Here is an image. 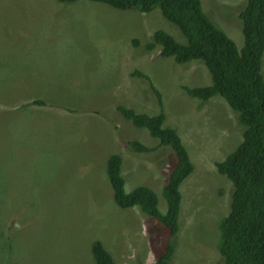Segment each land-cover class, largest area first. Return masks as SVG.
Here are the masks:
<instances>
[{
  "label": "rangeland",
  "instance_id": "rangeland-1",
  "mask_svg": "<svg viewBox=\"0 0 264 264\" xmlns=\"http://www.w3.org/2000/svg\"><path fill=\"white\" fill-rule=\"evenodd\" d=\"M239 1L202 5L241 50ZM157 29L187 42L159 7L0 0V264H96L94 239L118 264L157 259L169 231L139 206L119 207L107 174L108 157L120 154L126 190L152 187L166 212L163 167L173 166L172 149L134 151L127 141L160 142L117 108L161 111L149 83L131 76L135 69L161 91L165 126L178 131L196 166L181 185L182 225L170 264H226L219 225L234 186L215 162L237 148L244 126L220 95L204 101L184 89L212 83L202 60L178 63L161 56L160 44L146 48Z\"/></svg>",
  "mask_w": 264,
  "mask_h": 264
},
{
  "label": "trees",
  "instance_id": "trees-1",
  "mask_svg": "<svg viewBox=\"0 0 264 264\" xmlns=\"http://www.w3.org/2000/svg\"><path fill=\"white\" fill-rule=\"evenodd\" d=\"M94 1L119 9L137 8L142 12H151L159 7L168 20L180 27L187 42H179L166 30L157 29L146 48L151 51L160 44L161 56L174 57L178 63L202 60L210 71L212 83L196 87L185 85L184 89L189 95L204 101L220 95L237 111L238 120L244 126L243 140L223 160L215 162L217 170L226 175L234 186L230 211L220 221L221 239L218 247L226 264H264V76L261 72L264 0H246L239 12L244 36V47L241 50L206 13L202 0ZM138 42L135 40L134 43ZM131 76L149 83L161 111L151 115L125 104H119L117 108L135 126L146 128L160 143L149 146L139 140H129L127 144L134 151L149 156L162 146H169L174 155L173 166L166 171L167 178L163 184L166 212L160 211L159 196L152 187L142 184L126 191L123 158L119 154L113 153L108 157L107 174L113 188L114 201L119 207L138 205L169 231L170 238L152 264H170L182 225L181 185L194 171L195 165L178 131L165 126L166 114L161 91L145 72L135 69ZM91 252L96 264H118L102 239L93 240Z\"/></svg>",
  "mask_w": 264,
  "mask_h": 264
},
{
  "label": "clouds",
  "instance_id": "clouds-1",
  "mask_svg": "<svg viewBox=\"0 0 264 264\" xmlns=\"http://www.w3.org/2000/svg\"><path fill=\"white\" fill-rule=\"evenodd\" d=\"M243 130H244V129H243ZM243 130H242V133H243ZM117 154H118V153H117ZM119 155H120V154H119ZM120 156H121V155H120ZM122 158H123V157H122ZM169 162H170V160H169L167 163H164V164H166V166H164L163 168H165L166 171L169 170V169H168V166H167V165L169 164ZM194 165H195V164H194ZM122 167H123V165H122ZM195 170H196V166H195L194 171H195ZM123 171H124V170H123ZM194 171H193V172H194ZM123 175H124V173H123ZM124 176H125V175H124ZM126 183H127V181H126ZM162 188H163V187H162ZM125 189H126V184H125ZM126 191H127V190H126ZM134 206H138V205H134ZM131 207H133V206H131ZM139 208H140V207H139ZM165 244H166V243H165ZM154 262H155V260H154Z\"/></svg>",
  "mask_w": 264,
  "mask_h": 264
},
{
  "label": "crops",
  "instance_id": "crops-1",
  "mask_svg": "<svg viewBox=\"0 0 264 264\" xmlns=\"http://www.w3.org/2000/svg\"><path fill=\"white\" fill-rule=\"evenodd\" d=\"M237 1H239V0H237ZM245 1H246V0H240L239 2H236V3H235V4L237 5L236 7L242 5L243 2L245 3ZM237 3H238L239 5H238ZM242 6H243V5H242ZM123 173H124V171H123Z\"/></svg>",
  "mask_w": 264,
  "mask_h": 264
},
{
  "label": "bare ground",
  "instance_id": "bare-ground-1",
  "mask_svg": "<svg viewBox=\"0 0 264 264\" xmlns=\"http://www.w3.org/2000/svg\"><path fill=\"white\" fill-rule=\"evenodd\" d=\"M213 168V167H212ZM193 241V240H192Z\"/></svg>",
  "mask_w": 264,
  "mask_h": 264
}]
</instances>
